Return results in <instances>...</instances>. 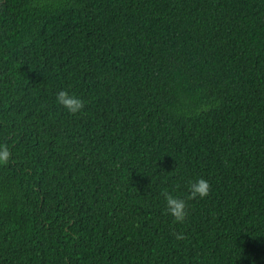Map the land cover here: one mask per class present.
<instances>
[{"label":"trees","instance_id":"1","mask_svg":"<svg viewBox=\"0 0 264 264\" xmlns=\"http://www.w3.org/2000/svg\"><path fill=\"white\" fill-rule=\"evenodd\" d=\"M0 144V264H264V0H0Z\"/></svg>","mask_w":264,"mask_h":264},{"label":"clouds","instance_id":"2","mask_svg":"<svg viewBox=\"0 0 264 264\" xmlns=\"http://www.w3.org/2000/svg\"><path fill=\"white\" fill-rule=\"evenodd\" d=\"M55 102L70 115L81 113L85 107V101L71 89H61L55 96ZM10 159L9 146L0 144V166H5ZM209 183L206 179L194 178L188 182V200H203L209 195ZM165 211L176 224H183L187 217V202L184 198L164 193ZM177 236V239H182Z\"/></svg>","mask_w":264,"mask_h":264}]
</instances>
